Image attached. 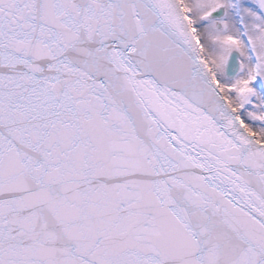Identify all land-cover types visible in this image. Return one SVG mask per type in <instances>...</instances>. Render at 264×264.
Segmentation results:
<instances>
[{"label":"snow or ice","instance_id":"obj_1","mask_svg":"<svg viewBox=\"0 0 264 264\" xmlns=\"http://www.w3.org/2000/svg\"><path fill=\"white\" fill-rule=\"evenodd\" d=\"M0 264H264V0H0Z\"/></svg>","mask_w":264,"mask_h":264}]
</instances>
